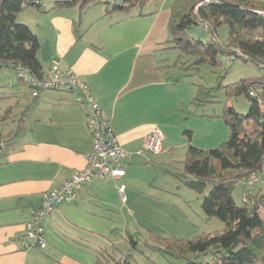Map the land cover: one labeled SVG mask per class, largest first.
<instances>
[{
    "label": "crops",
    "instance_id": "0c3cea01",
    "mask_svg": "<svg viewBox=\"0 0 264 264\" xmlns=\"http://www.w3.org/2000/svg\"><path fill=\"white\" fill-rule=\"evenodd\" d=\"M169 5L168 0H147L112 11L103 3L49 11L29 7L16 15L37 36L44 75L57 64L89 85L125 152L120 161L125 174L90 180L74 201L58 205L47 218L46 246L24 248L30 210L39 207L44 192L85 167L92 138L73 91L42 90L33 98L29 87L17 82L11 104L0 110V141L11 139L0 149V264H96L129 244L131 232L125 223H116L118 217L135 219L147 237L148 232L182 238L198 233L185 200H162L150 191L151 178L136 173L140 165L145 171L170 155H185L189 144L206 149L216 142H195L187 124L195 89L166 56ZM6 109L8 117L2 119ZM153 127L162 130V151L130 159ZM257 188L262 187L251 189Z\"/></svg>",
    "mask_w": 264,
    "mask_h": 264
},
{
    "label": "trees",
    "instance_id": "16d2710c",
    "mask_svg": "<svg viewBox=\"0 0 264 264\" xmlns=\"http://www.w3.org/2000/svg\"><path fill=\"white\" fill-rule=\"evenodd\" d=\"M146 1L0 0V72L3 68L12 69L16 83L20 80L18 67L26 69L35 79L44 76L37 57V36L27 24L16 20V15L26 8L49 11L78 5L83 9L89 4L103 3L112 11L128 10ZM168 1L170 39L164 44L166 49L179 52L174 65L179 63L185 71L197 70L202 63L217 65L216 56L220 53L255 64L263 74L226 87L228 101L241 94L249 98V111L238 113L226 103L222 116L228 126V137L209 149L189 144L182 168L175 173L184 186L203 194L200 208L207 217L222 221L224 229L191 238L162 237L148 232L149 241L143 245L176 260L181 259L182 264H252L256 261L264 264V190L252 191V186L248 185V189L242 191L246 199L241 198L239 204L232 195L237 184L246 182L252 173L260 172L264 167V3L257 0ZM47 3L51 6L46 9ZM199 23H205L212 33L207 43L187 32L191 25ZM223 24L228 27V36L220 43L215 39L216 30ZM183 56L187 57L185 61H181ZM250 91L254 95H250ZM7 109L2 119L8 117ZM185 132L189 134L190 130ZM10 145L11 139L0 141V149ZM126 238L136 247V241L129 233ZM138 250L143 252L141 248ZM132 260L131 253L121 252L105 255L96 264H134Z\"/></svg>",
    "mask_w": 264,
    "mask_h": 264
},
{
    "label": "rangeland",
    "instance_id": "374dc122",
    "mask_svg": "<svg viewBox=\"0 0 264 264\" xmlns=\"http://www.w3.org/2000/svg\"><path fill=\"white\" fill-rule=\"evenodd\" d=\"M187 32L193 38L200 39L204 43L209 42L212 36V33L205 23L193 24L187 29ZM216 35L217 38L215 39L220 43H224L228 36L227 25L223 24L219 26L216 30ZM165 52L167 53L166 56L168 60L172 61L170 64L171 67L174 68V63L179 56V52L174 49H168ZM216 58L218 60L217 65L202 63L197 68V70L189 69L188 71H185L184 69L180 68L179 63H176V69L181 71L182 75H185L186 82L189 83V85H193L195 89V105L192 106V110H187V112L190 110L187 124H190L192 126L191 128H193L192 138L199 144H205L209 140L215 138L216 142L210 148L217 147L228 137V126L222 116L226 103L228 106L233 107V109L238 113L245 114L249 111V98L245 94H241L237 97H232L230 101H228L226 96V87L243 79L248 80L259 78L263 74V71L259 67L250 62L245 63L239 59H234L220 53L217 54ZM186 59L187 57L183 56L181 61H185ZM16 80V74L12 69L3 68L1 70L0 110L11 104L10 96L16 91ZM23 83L25 84L21 78L19 80V84ZM19 87L22 89L23 86ZM15 116L13 115L11 118L13 119ZM224 126L225 129L223 128ZM214 132L217 137L213 136ZM206 149H209V147ZM137 157L140 158V156ZM171 158H175V160H171ZM184 158V153L181 155L176 153L174 156L170 155L166 157L158 165H154L151 162L149 165L154 166H149L151 168H148L145 171L142 168L143 166L140 165L136 173L138 177H141L144 174L143 178H151L149 179L150 187H152V190L150 191L162 198V200L165 201L166 199L168 200V203H179L180 201L185 200V209L189 213L188 215L191 219L190 221L194 223L196 228H198V233L195 234L196 236L207 232L222 231L224 229V224L222 221L216 217H207L203 211L200 210V201L203 194L197 193L184 186L177 175H175V173H177V168L183 165L182 162ZM257 174H259V172H257ZM255 182L256 183L253 185L241 182L235 186L232 195L236 203L239 204L241 202V190L247 185L254 187L257 184H260L264 190V180L262 178H260V182H257V180ZM242 198L246 199V196L243 195ZM116 223H125L129 228V232H131V237L136 241V247H133L130 243H123L120 245V251L117 252L118 254L121 252L131 253L133 255L132 263L135 261L134 264H182L181 259L176 260L170 255H165L145 248L143 242H146L147 240L149 241L146 229L144 226L137 224L135 219L132 217L127 219L126 222L124 219L118 217L116 218ZM161 236L166 237V235ZM193 236H188L187 238H191ZM137 247L141 248L143 252L138 250ZM252 264L261 263L257 261Z\"/></svg>",
    "mask_w": 264,
    "mask_h": 264
},
{
    "label": "built area",
    "instance_id": "2783aa9c",
    "mask_svg": "<svg viewBox=\"0 0 264 264\" xmlns=\"http://www.w3.org/2000/svg\"><path fill=\"white\" fill-rule=\"evenodd\" d=\"M204 0L203 2H208ZM231 58H234L231 56ZM18 75L30 89V95L37 97L39 92L48 89H63L75 93V104L82 110L86 117V128L91 133V149L86 156V165L83 169L74 171L63 184L42 194L39 207L30 210V218L24 222L25 238L22 241L24 248L46 246L45 223L51 212L60 204L74 201L80 189L93 178H117L125 174L120 165L125 152L119 144L110 124L102 113V109L94 97L89 85L74 73H64L57 64H53L45 72L42 79H35L28 71L18 67ZM250 95H254L252 91ZM163 133L159 127H153L143 138L139 151L131 153L128 157L142 156L146 153L158 154L162 151ZM260 174V175H259ZM257 173H252L246 180L249 185L264 180V168ZM125 185H119V192L124 198Z\"/></svg>",
    "mask_w": 264,
    "mask_h": 264
}]
</instances>
